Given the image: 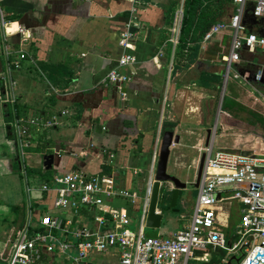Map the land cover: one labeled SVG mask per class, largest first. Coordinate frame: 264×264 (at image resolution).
<instances>
[{"label":"crops","instance_id":"0c3cea01","mask_svg":"<svg viewBox=\"0 0 264 264\" xmlns=\"http://www.w3.org/2000/svg\"><path fill=\"white\" fill-rule=\"evenodd\" d=\"M179 3L180 0H0L5 21L17 24L24 30L23 35L14 32L5 34L0 27V74L7 67L6 51L11 54L9 60L16 58L19 51H26L33 57V62L21 61L20 69L12 76L17 82V103L22 110H26L24 117L47 120L64 109L75 113L64 117L62 126L37 132L32 128L31 146L27 150L34 148L37 151L35 158L40 157L41 160L45 154L54 155L49 170L42 164L31 163L26 167L24 163L27 184L32 190L40 185L36 181L49 182L54 173L75 169L99 172L101 165L96 156L102 151L100 149H108L114 152L115 166L121 170L116 178L117 185L141 194L159 122L162 121L163 135L165 131L178 130L180 123L177 120L182 118L181 122H185V117L197 120L196 126H191L187 134L204 135L192 145H181L198 151L193 163L196 175L199 149L206 144L209 137L207 132L210 133V125L204 126L210 124L215 104H219L216 88L220 85V90L224 73L220 58L227 52L230 40L226 31L214 36L210 42L202 43L204 34L200 27L228 22L234 6L231 0H203L200 9L203 16H197L201 21H195L184 43L181 41V30L180 43L173 48L167 40L172 15ZM186 3L187 0H184V15ZM132 8L135 9L134 14ZM133 16L139 24L138 28L132 26L130 29L136 34L134 49L130 51L136 63L120 69L131 76V81L122 87L126 93V100H122L116 85L104 87L101 80L117 65V60L123 54L118 44L119 37ZM245 25L247 32L264 34L263 20L246 19ZM25 36L27 41H22ZM196 48V56L193 57ZM159 51L162 56H158ZM263 53L264 50H258L255 54L244 51L241 62L234 65V70L245 79L228 82L224 97L264 118V91L252 85V75ZM155 57L158 65L153 60ZM180 68L185 71L181 72ZM210 77H219L215 88L202 85L214 84ZM229 86L232 92H228ZM245 86L249 89H244ZM51 88L60 91L68 89L69 92L55 94ZM2 95L4 89L0 83V97ZM244 98L263 112H256L249 103L245 104ZM179 104L184 108L180 110L182 114L177 111ZM3 105L6 104L0 102V194L3 193L2 188H10L13 182L25 183L14 130L10 126L13 118L6 122ZM221 105L218 113L221 112ZM227 117L221 119L222 124L227 126V132L230 125L239 128L240 136L245 140L249 136L250 140H246L249 145L245 148L251 147L253 141L260 143L253 137L256 131L231 125ZM241 117L245 118L246 115L242 114ZM195 130H200V133ZM258 136L264 137L261 134ZM180 140L177 145H180ZM2 145L7 148L2 149ZM84 149L89 150L92 156L77 158L69 154ZM57 152L59 156L55 154ZM132 168L140 170L137 176L132 174ZM140 175H143L142 179ZM20 194V199L14 205H0V264H7L12 244L25 219L26 194L23 186ZM33 196L35 222L40 215L55 213H51L46 195L39 199L35 192ZM113 204L120 206L121 202ZM13 207L18 209L13 210ZM177 207L180 211L167 215L170 224L156 237L168 236L187 223L189 216L186 209L184 211V205L179 201ZM103 258L96 256L90 263L107 264L108 261ZM43 263L68 264L58 254L43 255Z\"/></svg>","mask_w":264,"mask_h":264},{"label":"built area","instance_id":"2783aa9c","mask_svg":"<svg viewBox=\"0 0 264 264\" xmlns=\"http://www.w3.org/2000/svg\"><path fill=\"white\" fill-rule=\"evenodd\" d=\"M231 2L234 9L228 22L211 25L202 39V43H207L223 32L227 31L230 35L227 52L220 58L224 73L219 106L226 94L228 82L245 79L234 70V65L241 62L244 51L255 54L258 50H264V34L247 32L245 25L246 19L264 21V0ZM131 12L134 14L135 9L132 8ZM132 18L119 37L118 44L123 54L117 60V65L101 80L104 87L116 85L122 100H126L122 87L131 81V76L122 73L120 69L136 63L135 57L130 53L134 49L136 34L130 29L132 26L138 28L139 24L134 16ZM183 18L184 0H180L172 15L167 40L173 48L180 43ZM0 23L5 34H9L7 27L11 23L5 21L1 4ZM15 33L23 35L24 30L19 26ZM26 37L22 41H27ZM10 55V52H5L7 67L0 74V83L4 89L0 102L8 104L13 110L10 126L14 130L19 159L23 166L26 214L12 244L7 264H44L45 254H58L68 264H91L90 260L96 256L105 257L103 259L108 261L107 264H205L208 249L223 252L215 264H264V148L261 147L264 137L253 136L260 143L253 141L249 148L218 147L214 137L218 131L225 134L227 126L219 122L217 117L207 144L199 149L200 156L204 155V162L195 188L194 206L187 223L168 236L146 237L144 232L155 183L162 121L158 124L141 194L117 185L116 178L121 170L115 166L114 152L108 149H100L102 151L99 150L96 156L101 165L99 172L89 173L75 169L61 174L54 173L49 182L40 181L38 189L32 190L27 184L24 164L27 149L31 146L32 128L37 132L62 126L63 118L75 113L64 109L47 120L40 117H17L14 109L18 104L17 82L12 77L13 72L20 69L21 61L33 62V57L26 51H19L17 57L11 60ZM158 56H162V52L159 51ZM153 60L158 65L157 57ZM252 85L257 89L260 86L264 91V53L252 75ZM51 90L55 94L69 92L68 89ZM91 147L89 145L90 149ZM55 154L59 156L58 152ZM69 154L77 158L92 156L86 149ZM102 168H108L109 172L104 173ZM210 170L218 172L211 173ZM131 172L137 176L140 170L132 168ZM35 192L39 199L46 195L50 211L55 212L40 215L36 222L33 217ZM159 197L160 193L158 200ZM116 201L122 205H114L113 202ZM181 204L183 205L182 202ZM234 204L238 212V223L232 230L229 229V218ZM155 213H160L158 208ZM134 214L137 215L138 222L136 230L130 226ZM180 216L183 218V215ZM236 238V243L231 244L232 239Z\"/></svg>","mask_w":264,"mask_h":264},{"label":"rangeland","instance_id":"374dc122","mask_svg":"<svg viewBox=\"0 0 264 264\" xmlns=\"http://www.w3.org/2000/svg\"><path fill=\"white\" fill-rule=\"evenodd\" d=\"M0 27H1V23H0ZM181 72L185 71V69L180 68ZM188 75H186L184 77V79H186ZM260 90H262V88L259 86ZM244 89H249L248 87H244ZM228 92H232L231 86H229L228 88ZM245 104L249 103L250 107H252L256 112L262 113L263 110H261L258 106L253 107L246 98H244ZM194 106V105H192ZM218 107L219 104L217 102V104H215L214 107V117L211 118L210 124L207 123L205 124L204 128L209 127V129L211 130V128H213V124L215 122V119L217 118V116L220 118L219 122H221L223 119V116L227 117L226 114L221 113L219 111L218 113ZM184 110L183 105L179 104V106L177 107V111L181 113V111ZM184 112V111H183ZM205 113V111L203 112ZM182 114V113H181ZM220 115V116H219ZM218 118V119H219ZM186 121L185 122H181L182 118H180L179 120H177V122L180 123V127L178 128V130H173V132L177 135L180 136L181 140H180V145H176L173 146L171 148V152H170V157L168 160V166H167V172L170 175L176 176L178 179H180L182 182L187 183V187L185 190L180 192V202L183 203L184 205V211L186 209V213L187 216H190V214L192 213V209L194 206V202H195V196H196V190L195 187L192 185L195 179V170L194 167L195 164H193L195 162V158L198 156V151L196 150H192L190 147L186 148V147H182L181 145H192L194 143H196L197 139H200L201 137H203L204 135H194L191 136L189 134H187L188 129L191 126H196V119L195 118H188L185 117L184 118ZM223 123V122H222ZM178 124V123H177ZM236 126V125H235ZM230 129L228 132H226L225 134H221L220 132L216 133V137L215 138V145L218 147H227V148H235V147H241V148H245L248 147V143L247 141H249V136H247L246 140L245 138H243V136H240V132L238 131L239 128H236L234 126H230ZM239 127V126H238ZM202 128V127H200ZM241 128V127H240ZM206 129H204L205 131ZM72 132V130H69ZM195 132H199L200 130H195ZM263 135L264 136V131L259 130L255 132V135ZM224 137V138H223ZM5 145H7V143H5ZM8 146V145H7ZM2 149H6L3 148V145L1 146ZM35 149L34 148H30L29 150H27L26 156L24 157L25 163H26V167H29L31 165V163H35L37 165H41L42 164V160L41 158H35ZM37 162V163H36ZM30 178H33L30 176ZM143 178V175H140V179ZM38 182L37 184L39 185L40 181H36ZM22 186H23V190H24V184L22 182H17L14 183L13 182V186H10V188H2V192L0 194V205H3L5 207H10V205H14L18 199H20V191L22 192ZM162 186H164L166 189H171L172 186L168 183H164ZM135 191V190H134ZM138 192V191H136ZM239 207V206H238ZM158 209H160V206L158 205ZM167 212V211H166ZM164 212V217L162 220V225L160 227V229H151V228H146V237H151V238H155L162 229H164V227L166 225H169V221L167 220V215L171 214L170 211H168V213ZM52 213V212H51ZM2 223V222H1ZM137 215H134L132 220H131V228L133 230H136L137 228ZM238 223V212L236 211V204L233 205V209L230 212V218H229V229H234L237 226ZM236 239H232L231 244L236 243ZM230 244V245H231ZM219 258V257H218ZM203 262H198V264H202ZM206 264V263H205Z\"/></svg>","mask_w":264,"mask_h":264},{"label":"trees","instance_id":"16d2710c","mask_svg":"<svg viewBox=\"0 0 264 264\" xmlns=\"http://www.w3.org/2000/svg\"><path fill=\"white\" fill-rule=\"evenodd\" d=\"M202 2H203V0H187L185 15H184V19H183V26H182L181 41L183 43L186 42V37H188L190 30L195 26V21H201L200 20L201 18H197V16H199V15L203 16L202 10H200ZM210 25L211 24H207L206 26L202 25L200 27L201 31H202V35L205 33L206 30H208ZM196 50H197V48L194 50V54H192L193 57L196 56ZM192 55L190 54L189 56H191V58H192ZM210 79L212 80L211 82H213L214 84L202 83V85L207 87V88H211V87L215 88L218 84L219 77H210ZM219 87H220V85H218L216 88L218 95L220 92ZM14 109H15V113H16L17 117H22V116L24 117V114H26L25 113L26 110H22L18 104L15 106ZM3 110H4L6 122L11 121L13 118V115H12L13 111L10 108V106L8 104L3 105ZM221 113H225L228 115L227 121L231 125H236V126H239L241 128H245V129L249 130L250 132H254V131H258V130L264 131V118L262 116L254 113V112L246 110L240 104H238L237 102H235L231 99H228L226 97L223 98L222 105H221ZM242 114H245L246 117L242 118L241 117ZM9 138L11 139L10 135H9ZM102 170L104 173L109 172L108 168H102ZM44 173H48V172H44ZM43 176H44V174H43ZM161 194H162L161 195L162 198H161L160 204H159L160 209L162 212L169 211L170 210V207H169L170 193L167 192V190L162 189ZM119 205H122V203ZM12 209L17 210L18 208L13 207ZM135 213H136V211H135ZM206 253L208 255L206 257V262H204L206 264L217 263L218 257L220 258L223 255V252L221 250L212 251V249H208V250H206Z\"/></svg>","mask_w":264,"mask_h":264},{"label":"water","instance_id":"95a60500","mask_svg":"<svg viewBox=\"0 0 264 264\" xmlns=\"http://www.w3.org/2000/svg\"><path fill=\"white\" fill-rule=\"evenodd\" d=\"M209 134V131L207 132ZM179 136L174 135L171 131H165L161 138L160 143V152L159 158L156 166L155 172V183L152 189V195L150 199V205L148 209V217H147V228L151 229H159L164 217V212L161 210L159 214L155 213L156 208L160 204V200L162 198L161 190L165 189L167 192L170 193V212L176 213L178 210L176 209L177 202L180 201V192L185 190L187 187V183L182 182L176 176L170 175L167 172L168 160L170 157L171 146L174 144H179ZM208 138L206 140L207 144ZM54 162V155L53 154H45L42 156V165L46 168V170L51 169L52 164ZM204 162V155L202 154L199 159V165L197 167L196 175H195V182H193V186L196 188L198 185L199 178L201 176L202 168ZM164 183H168L172 186L171 189H166L162 186ZM160 193V197L158 200V195Z\"/></svg>","mask_w":264,"mask_h":264},{"label":"bare ground","instance_id":"6f19581e","mask_svg":"<svg viewBox=\"0 0 264 264\" xmlns=\"http://www.w3.org/2000/svg\"><path fill=\"white\" fill-rule=\"evenodd\" d=\"M17 28H18V25H17V24H12V23H11V26H8V27H7V32H14V33H15L16 30H17ZM9 34H10V33H9ZM261 147L264 148V146H262V145H261ZM210 172H211V173H216V172H218V171H217V170H210Z\"/></svg>","mask_w":264,"mask_h":264},{"label":"flooded vegetation","instance_id":"af4514ba","mask_svg":"<svg viewBox=\"0 0 264 264\" xmlns=\"http://www.w3.org/2000/svg\"><path fill=\"white\" fill-rule=\"evenodd\" d=\"M179 203V201L177 202V204ZM176 209L178 210V211H180V209L176 206Z\"/></svg>","mask_w":264,"mask_h":264}]
</instances>
